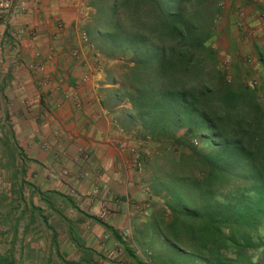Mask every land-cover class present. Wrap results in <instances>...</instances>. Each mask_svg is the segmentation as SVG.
Returning a JSON list of instances; mask_svg holds the SVG:
<instances>
[{"label": "trees", "instance_id": "1", "mask_svg": "<svg viewBox=\"0 0 264 264\" xmlns=\"http://www.w3.org/2000/svg\"><path fill=\"white\" fill-rule=\"evenodd\" d=\"M87 1L89 43L124 60L106 70L118 85L111 106L127 104L122 130L153 148L146 160L162 204L150 221L185 257L170 264H264V45L253 44L262 75L251 87L233 43L228 70L219 68L218 0ZM14 154H4L10 165Z\"/></svg>", "mask_w": 264, "mask_h": 264}, {"label": "crops", "instance_id": "2", "mask_svg": "<svg viewBox=\"0 0 264 264\" xmlns=\"http://www.w3.org/2000/svg\"><path fill=\"white\" fill-rule=\"evenodd\" d=\"M87 2L24 0L25 10L0 24V260L9 263H159L134 242L151 230L162 199L149 192L144 143L121 128L120 109L129 106H111L118 85L104 68L82 84L90 58L70 57L83 47ZM30 63L46 67L47 87L36 89ZM127 135L135 152L117 146Z\"/></svg>", "mask_w": 264, "mask_h": 264}, {"label": "rangeland", "instance_id": "3", "mask_svg": "<svg viewBox=\"0 0 264 264\" xmlns=\"http://www.w3.org/2000/svg\"><path fill=\"white\" fill-rule=\"evenodd\" d=\"M219 2L224 4V8H220L218 6L220 10L214 27L215 37L210 40L211 46L218 52L219 68L222 70L223 67H225L229 61H231L228 50L230 48V44L233 43L236 46L237 56H239L241 68L243 69V73H245L246 78L248 80L253 77L260 78L262 75V70L254 61L253 44H264V13H261L256 8L264 6V0H218V3ZM238 9H241L243 12H245L243 19L245 20V27L248 30L250 25L251 28L254 29L252 32L253 35H247L246 30L242 31L237 26L238 19L243 18L236 15ZM89 11L92 10L90 9ZM87 15L90 17L89 12ZM243 20L241 22H243ZM92 49L94 52H89L87 57H89L91 61V58L94 55L93 53L97 54L100 57L102 69L104 68L107 70L117 64H121L124 61L123 59H115L111 61L106 60L98 51L95 50V48ZM127 136L129 137V135ZM133 136L134 134H132V137ZM132 139L136 140L134 137ZM140 142L144 143V147L147 149V151L153 149L150 142L143 140ZM135 143L140 147L138 142ZM148 188L149 192L152 193V187L148 186ZM148 225L150 226L149 230L151 229L149 233L143 235L142 233L139 234L138 232L137 237L140 240H138V243L137 241H134L136 242V248L137 245L139 246L138 249H140L141 255L149 256L150 254H156L158 257L164 258L163 260H168L165 262L167 264H170L171 260L179 263L181 259L185 258L183 255L166 244V242L160 237L158 233H154L155 230L150 220ZM147 245L150 246L151 250L149 254L144 253V247H147Z\"/></svg>", "mask_w": 264, "mask_h": 264}, {"label": "built area", "instance_id": "4", "mask_svg": "<svg viewBox=\"0 0 264 264\" xmlns=\"http://www.w3.org/2000/svg\"><path fill=\"white\" fill-rule=\"evenodd\" d=\"M218 6L220 8H224V4L222 2H219ZM88 8L89 7L86 6L87 10H88ZM23 10H25L24 0H0V24L8 25L9 21H7V18L8 19H9V17L12 18V16L14 14L19 13V12H21ZM87 10L85 11L86 12V17H85L86 20L89 19L88 15H87L88 14ZM244 14H245V12H243L241 9L237 10L236 15H238L239 17H243V18H239L238 19L237 26L242 31L246 30L247 31V35H253L252 32L254 31V29L251 28V26L249 24L248 25H249L250 28H248V30L245 27V24H244L245 20H243L244 19ZM242 20H243V22H241ZM216 21L217 20H215V22ZM79 38H80V42L83 43V47H80L82 50L81 49H75V50H73L71 52L70 57L73 60H78L81 57H84L86 59L89 52H91V51L94 52V50L92 49L93 47L89 43L87 35L84 32V30H81V32L79 33ZM93 54L94 55L91 58V63H90L92 71L89 70L83 76V78L81 79V83L82 84L83 83H87L89 80H91L95 75H97L102 70L100 57L97 54H95V53H93ZM253 57H254V55H253ZM254 61L256 63L255 58H254ZM228 68H229V62H228V64L225 67H223L222 70L227 71ZM28 71L33 72V73H37L39 75L37 80H36V89L37 88L38 89H43V88L47 87L48 81H47V79L45 77V75H47V69H46V67L44 65H40V64H37V63H30L28 65ZM253 78L250 79L251 81H249V86L258 87L259 86V78H254V79ZM92 84H93V89L99 88V82L97 80L93 79L92 80ZM37 98L40 99V95L39 94L37 95ZM75 106L77 108H80L82 106V103H81L80 99H78L76 101ZM128 139H129V137L123 139L122 141H120L117 144V146H120L121 149H124V150L129 149L131 152H135L136 148L130 145V143L128 142L129 141ZM150 151L149 150L147 151V149L145 150V152H144V154H145L144 157L145 158H147L151 154ZM82 156H85V153H84L82 148H79L77 153H76V155L73 157V160L78 163L79 161H81L80 159H81ZM133 165L135 167H138V168L141 166L140 161L138 160V156L135 157ZM102 190L104 191L105 187H101L100 189L98 188V189L95 190V192L97 194H100L102 192ZM99 217L103 218L104 217V213H102Z\"/></svg>", "mask_w": 264, "mask_h": 264}]
</instances>
